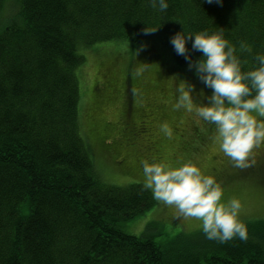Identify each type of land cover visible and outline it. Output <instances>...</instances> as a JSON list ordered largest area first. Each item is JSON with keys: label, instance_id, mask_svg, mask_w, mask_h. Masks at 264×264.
I'll use <instances>...</instances> for the list:
<instances>
[{"label": "trees", "instance_id": "obj_1", "mask_svg": "<svg viewBox=\"0 0 264 264\" xmlns=\"http://www.w3.org/2000/svg\"><path fill=\"white\" fill-rule=\"evenodd\" d=\"M167 2L160 11L151 0H0V264H264V218L242 220L247 240L223 244L206 239L201 230L177 233L168 242L131 234L121 221L143 213L156 199L141 182L103 183L94 168L83 136L85 123L96 122L90 116L94 110L88 106L82 114L83 127L77 111L82 49L151 37L186 64L170 36L207 29L223 32L244 69L264 52V0ZM146 27L157 28L146 34ZM241 43L251 51L241 50ZM187 47L193 60L201 55L190 41ZM111 67L102 69L99 85L109 98L117 87ZM138 69L122 81L124 105L111 123L123 144L139 150L143 170L142 161L151 162L155 154L143 155L150 145L136 138L165 122L175 128L180 80L172 77L167 84L171 74L150 72L146 64ZM196 126L214 125L202 120Z\"/></svg>", "mask_w": 264, "mask_h": 264}, {"label": "rangeland", "instance_id": "obj_2", "mask_svg": "<svg viewBox=\"0 0 264 264\" xmlns=\"http://www.w3.org/2000/svg\"><path fill=\"white\" fill-rule=\"evenodd\" d=\"M82 52L85 61L76 70L80 90L77 104L78 119L79 125L83 127L85 121L82 114L94 110V112L90 111V116L96 122L85 123L83 131L88 134L83 136L87 147L89 146L88 151L91 154L89 155L98 178L103 183L122 187L132 183H143V170L139 167L137 159L139 150L130 149L128 145L123 144V137L116 133V128L111 123L124 105L122 81L129 70L134 68V72H138L139 66L146 64L150 72L162 70L163 73L171 74L165 78L167 84L171 83L172 77L177 80L179 77L180 83L185 79L194 85V103L206 100L211 89L204 86L195 75L194 69L188 67V63H177L171 50L162 41L151 37L144 38L136 44L124 40L101 41L92 47L82 49ZM109 63L112 66L109 74L112 77L111 82L116 79L117 86L113 85L112 98L108 97L109 93L105 86L99 89V85L101 86L103 82L101 73L104 70L102 69ZM159 84H161L160 79H157L158 87ZM175 85L178 86L179 83ZM146 94L150 97V91ZM151 94L157 96V92L152 91ZM92 95L96 98L93 99ZM91 100H94L93 104H89ZM168 101L172 102L170 99ZM139 104L141 102L136 99L135 105ZM88 106L89 108L92 106L89 111ZM175 113L177 119L175 118L176 121L173 122L175 128L171 127L173 132L171 137L160 130V125L158 126L160 134L156 131L157 129L154 131L152 128L138 135L136 139L150 145L143 155L155 154L157 160H163L172 165L183 160L194 161L205 174L214 176L221 184L222 201L233 197L239 199L241 220L264 218V143L252 149L249 167H234L231 159L224 155L218 142L214 140L215 126L212 127V131L206 127L203 130L196 126V124L201 125L202 119L198 118L194 112H187L180 108L176 109ZM149 125L153 126V123ZM154 137L158 138L155 147L151 145ZM252 161L254 163H251ZM121 222L122 227L131 234H148L157 241L164 240V242H168L177 233L184 234L200 230L198 220L177 217L172 206H166L158 200L143 213Z\"/></svg>", "mask_w": 264, "mask_h": 264}, {"label": "clouds", "instance_id": "obj_3", "mask_svg": "<svg viewBox=\"0 0 264 264\" xmlns=\"http://www.w3.org/2000/svg\"><path fill=\"white\" fill-rule=\"evenodd\" d=\"M151 3L160 11L168 8L167 0H151ZM156 28L146 27L145 33ZM188 41L191 50L201 53L195 60L191 58ZM169 42L178 55L184 56L204 86L211 89L206 100L194 103V85L183 79L177 87L173 108L194 112L198 118L213 124L214 140L233 166L249 167L252 149L264 143V119H258L264 118V52H257L254 66L244 69L236 49L222 31L179 30L170 36ZM240 49L251 51L243 43ZM141 70H137L138 74ZM160 130L168 137L173 134L166 122L160 125ZM142 167V188L150 190L154 199L172 206L176 216L198 220L206 239L221 244L233 238L247 240V226L239 215V199L222 201L221 184L194 161L183 160L172 165L152 158L151 162L144 159Z\"/></svg>", "mask_w": 264, "mask_h": 264}]
</instances>
